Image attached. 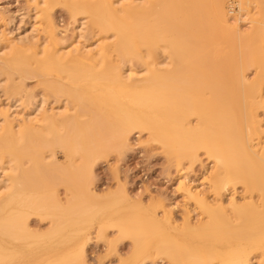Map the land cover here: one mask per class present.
<instances>
[{"label":"rangeland","instance_id":"1","mask_svg":"<svg viewBox=\"0 0 264 264\" xmlns=\"http://www.w3.org/2000/svg\"><path fill=\"white\" fill-rule=\"evenodd\" d=\"M194 1L189 0V5L185 4V8L177 12L172 5L158 6L160 9L155 7L148 15L133 19L130 26L145 25L150 28V33L153 31L151 35L154 37H174L170 39L171 46L174 44V48L179 50L189 46L193 48L183 67L188 75L210 87L204 91L222 104V107L217 106L222 111L219 109L218 114L216 111L215 117L209 120L192 113L186 118L189 121L184 119V123H191L201 130L200 136L205 140L213 142L217 137H223L226 150L218 153V147L197 146L188 139L179 143L174 132L171 133L172 128L168 127L167 133L172 136L163 134L167 125L162 119L160 122L155 120L161 127L158 130L146 123H140L137 129L128 126L130 129L122 122L118 123L117 118L114 119L103 106L90 105L100 115L98 119L77 115L80 121L70 126V132L73 133V128L76 130L72 137H66L63 144L31 138L20 147L26 156L24 191L31 194L34 203L22 214L24 218L15 217L20 225L25 222L32 230L42 232L51 229L53 216L64 215L66 209H84L85 218L80 222L83 224L84 244L81 248L63 251L61 260L53 261L54 251L62 244L51 237L29 246L6 244L10 248L1 241L0 245L4 244L7 249L0 246V264H264V201L259 188L261 180L264 184V161L261 158H264V0H255L251 15L241 21L238 20L240 0H224L220 9L217 0ZM241 1L244 7L245 0ZM32 5V0H0V13L5 19L2 24L13 18L9 28L16 29ZM49 6L53 17L51 27L57 35V38L51 37V42L54 46H65L71 41L76 16L64 0H52ZM241 13L248 14L245 10ZM237 27L241 30L239 34H235ZM111 30L105 25L103 28L90 25V41L109 37ZM106 41L108 48L115 42ZM146 45L139 44L141 47ZM113 48L107 60L108 66L118 63L121 58V51H116V46ZM28 53L3 56L0 65L6 64L13 81L28 89L32 97L45 95L49 99L48 107L55 105L58 98L66 95L60 91L56 95L49 88L54 83L75 94L82 92L80 84L87 77L85 73L68 75L70 65L60 68L63 65L54 62L52 54L50 57L36 55L37 60L31 52ZM135 63L141 70L140 63ZM83 69L87 68L82 67L81 71ZM6 92L0 90V117L8 104L9 92L12 93ZM205 124L207 128L203 129ZM247 132L251 133L247 135ZM2 142L10 147L13 144L6 133ZM48 153H54L63 166L47 164L43 159ZM216 155L223 159L218 161ZM30 156L35 161H30ZM223 167L226 173L236 172L237 175L224 186H215V175ZM247 178L251 179L252 185L245 184ZM188 184L200 188L202 197L209 198L208 202L213 205L211 211L191 198L184 187ZM232 195L239 203L247 202L262 212L260 215L250 214L249 220H240V215L228 205L227 200ZM18 199L16 202L23 201L22 194ZM37 200L42 203L38 204ZM218 201H224L228 207L223 212L246 233L240 242L236 243L232 233L219 229L210 220L217 212ZM21 213L16 208L12 214L17 216ZM151 215L156 217L149 221ZM188 216L194 226L192 229L187 227ZM224 237L225 241L219 242Z\"/></svg>","mask_w":264,"mask_h":264},{"label":"bare ground","instance_id":"2","mask_svg":"<svg viewBox=\"0 0 264 264\" xmlns=\"http://www.w3.org/2000/svg\"><path fill=\"white\" fill-rule=\"evenodd\" d=\"M51 1L52 0H32V3L34 2V6L32 5V8H29L30 11H28L27 14H23L24 16H22L20 25L16 29L12 30L9 28V24L13 23V18L11 19L9 16L10 21L4 25L2 22L5 19L2 13H0V60L3 56L9 54L13 56L12 54L18 55L25 52H31L33 57H36V55H49L50 57V54H52L53 61L63 65L59 66L60 68H63L66 64L70 65L69 68L67 67L69 70L68 75H75V73H85L87 77L83 78L81 81L82 83L80 84V88L82 92L79 94H75L74 91L72 92L70 90H65L63 86H60L61 84H52L49 88L54 93H56V95H58V91H60L59 93H62L66 96L58 98L55 101V105L48 107L49 99L45 95H41L37 98L35 96L32 97L28 89L23 87L22 84L19 85L13 81L9 75V70L5 66L6 64L0 65V90L7 91L6 93L9 91L12 92L11 94L9 92L10 96L7 98L8 104L3 108L4 111L1 110L2 114L4 113V115L0 117V242L4 241L5 245L9 244L15 247L20 244L23 246H29L31 244L38 243L40 240L51 237L53 240L55 239L57 242L62 244V247L60 249L57 248L52 255L53 261H59L61 260L60 254H63V251L68 252L73 247H76L75 249L81 248L84 244V237L82 236L83 224H80V222L85 218L83 215L85 210L66 209L64 215L53 216V218L50 219V230L42 232L32 230L30 226L25 224V222H22V226L15 221V217L22 218V214H25L27 212V208L34 203V200L30 198L32 197L31 194L27 191H24L25 183L23 179V167L26 156L22 154L23 151L20 149V147L24 146V144L31 138L47 140L48 142L55 141L63 144L67 136L72 137L74 134V131L76 130L75 128H73V133L70 132V126H72L74 122L78 123L81 117L98 119V116L100 115L93 111V107L90 106L95 105L97 108L103 106L111 112L110 114H112L114 119L117 118L118 123L120 121V123L122 122L123 124L127 125V127L130 126L132 129H137L136 127L140 123H146L147 126L149 124L158 130L161 127L156 125L155 120H159L160 122L162 119L164 120L165 125H167L164 128V132L162 131L163 134L166 135L169 132L168 127L172 128L173 131L171 130V133L174 132V135L177 138L176 141L179 143L184 139H188L197 146H209L212 149L218 147V153L220 151L224 152L227 147L224 145V143H222L224 139L223 137H217L213 140V142H211L212 140H205L204 137L200 136L201 133L199 131L201 130L195 128L196 126L191 125V123L190 125L184 123V119H186L192 113L197 114L200 118L206 120L214 118L216 111L218 114V110L220 109H217V106L222 107V104H220L219 101H217L214 97L208 96L204 91L206 87H210L205 86V84H203V82L199 79H194L193 76L188 75L186 69L183 67V63L186 62L187 57L192 54L193 48L189 46V48H181L183 50H179L178 47H176V49L174 48L175 45L173 44L174 47H172L170 43V39H173L174 37L170 39L163 38L161 36L154 37L151 35L153 31L150 33V31H148L150 28H147L145 25H142L141 27L130 26V23L133 19H136V17H140L144 14L148 15L147 13L152 12L155 7H161L165 4L172 5L174 10L177 12L183 10V7L185 8V4H188L189 0H64L69 9H71L70 11H72V13L75 14L74 16H76L75 22H73L75 25H73L74 31L72 38H70L71 41L65 46H56V44L54 46V44L51 42V37L56 31H54V29L51 27L53 21V17H51L52 12H50L51 6H49ZM198 1L200 0H197V2ZM223 1L224 0H217L219 9ZM193 2L195 1L193 0ZM242 3L243 1L241 0L238 2L240 11L238 18L239 21H241L243 17L245 19L249 14L251 15V7L255 5L256 1L245 0L244 7L241 6ZM208 5H210V3ZM197 7L198 6L196 4V9ZM203 10L205 12V9ZM242 10H245L248 14L245 15V13H241ZM182 16L185 15L182 14ZM188 19L190 18L188 17ZM90 25L99 26L101 28H103V25L108 26L110 29H112V34L109 32L111 34L110 36L108 35L109 37L105 36L106 38L104 39L96 38V40L90 41ZM54 27H56V25ZM210 27L211 26L208 28ZM240 32L241 30L237 27L235 34H239ZM104 33L108 34L107 32ZM54 36L57 38V35ZM103 36L104 35H102V37ZM106 40L115 41L112 47L114 46L115 48L116 46V51H121L120 61L118 63L116 62L112 64L111 66H108L107 60L111 55L112 47H107L106 43L108 42ZM140 43H146L147 45L145 47H141L139 46ZM150 44L153 46L150 47ZM112 51L114 52V50ZM120 54L118 56H120ZM26 55L27 54L24 56L26 57ZM30 57L32 56L30 55ZM34 59L38 60L37 57ZM136 61L140 63L142 67L141 70L136 68ZM35 63H37V61ZM88 63L90 64L89 66ZM82 67L87 69H83V71H81ZM245 76L247 77V75ZM191 77L193 79H191ZM64 82H66V80H64ZM257 95L259 96V94ZM230 96L232 97V95ZM258 98L259 97H257V99ZM91 100L94 102H91ZM220 110L222 111V109ZM77 115H79L80 118H77ZM123 124L120 125L123 126ZM7 125H9L8 128H6ZM140 128L141 126L139 129ZM206 128L207 127L205 124L203 129ZM5 133L6 135L8 134L12 140L13 144L11 147L3 144L2 142V137ZM171 133H169L170 136H172ZM249 134L247 132V135ZM167 136L169 135L167 134ZM260 142H258L259 145ZM263 154L264 148L262 155ZM215 157L218 159V161L219 159H223L219 155H216ZM261 158L264 161L263 156H261ZM28 159L30 161H35L31 156ZM43 160H45L47 164L51 163L53 165L63 166V164L60 163L59 158L54 153L45 154ZM236 175V172L234 174L226 173V169L223 167L222 171L216 173L214 185L224 186L229 180L234 179V176ZM190 183L192 184V182ZM251 183V179H245L246 185H252ZM184 187L191 198L200 202L208 210L211 211L213 209V205L210 204L211 202H208L209 198L207 199L202 197V194L199 191L200 188L191 186L189 184L185 185ZM259 188L264 201V184L262 180L259 182ZM21 194L22 198H24L23 201L16 202L19 200L18 198L21 197ZM40 200L42 201V199ZM227 201H229L228 205L233 207L240 215L239 219L243 221L249 220L250 214L258 213L260 215V212L264 210V203L263 209L261 210L255 206H252L251 204H248L247 202L239 203L238 199L234 195H232ZM218 202L219 203L216 207L217 212L215 211L213 213L210 220H212L213 223L219 227V229H226V231L232 233L236 237V243L240 242L241 237L246 233L243 232L242 228H239L238 223L234 222L230 215H227L225 212H223V209L228 207L224 205V201ZM41 203L42 202L38 201V204ZM16 208H19L22 213L20 215L13 216L12 213ZM153 214L156 213L154 212ZM156 215H151L149 221L154 220ZM189 218L190 216L187 217V227L192 229L194 226L192 225ZM102 219L103 217L101 220ZM254 219L258 218L255 217ZM167 227L169 228V226ZM244 228H246V225L243 227V229ZM85 236L87 235L85 234ZM222 241H225V237L219 242ZM2 245L4 246V244ZM9 245H6V247H9ZM3 246H1V248H3ZM6 247L4 246V248Z\"/></svg>","mask_w":264,"mask_h":264}]
</instances>
